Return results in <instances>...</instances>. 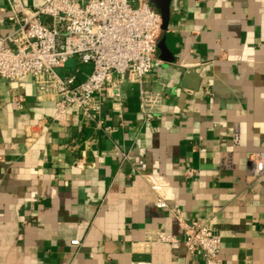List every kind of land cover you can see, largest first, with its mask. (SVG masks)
Returning <instances> with one entry per match:
<instances>
[{"label": "crops", "instance_id": "obj_1", "mask_svg": "<svg viewBox=\"0 0 264 264\" xmlns=\"http://www.w3.org/2000/svg\"><path fill=\"white\" fill-rule=\"evenodd\" d=\"M149 2L162 18L160 67L141 86L123 76L119 108L104 92L100 114L72 110L60 125L32 76L0 79V264H205L160 196L185 221L213 223L222 264H264V174L250 163L264 152V0ZM15 26L0 0V37ZM141 89L162 97L151 122Z\"/></svg>", "mask_w": 264, "mask_h": 264}, {"label": "built area", "instance_id": "obj_2", "mask_svg": "<svg viewBox=\"0 0 264 264\" xmlns=\"http://www.w3.org/2000/svg\"><path fill=\"white\" fill-rule=\"evenodd\" d=\"M16 22L15 28L0 37V79L17 82L26 76L34 78L40 100L55 105L53 122L64 125L72 110L84 117L101 113V96L106 92L119 108L122 105L120 84L126 76L142 85L160 67L157 44L162 31V18L149 0H42L27 9L21 0H7ZM75 59L73 73L62 76L59 70ZM81 66L91 71L83 80ZM162 97L140 91V109L146 122H151L160 109ZM98 130L110 131L102 122ZM122 160H128L122 154ZM253 176L264 174V152L250 156ZM143 174L144 161L131 163ZM192 175L191 170H187ZM168 211L183 231V244L189 256L201 255L205 264H222V234L210 220L185 221L182 212L170 208L162 196L156 202ZM159 243L176 242V238L155 233ZM78 246L79 242H72Z\"/></svg>", "mask_w": 264, "mask_h": 264}, {"label": "rangeland", "instance_id": "obj_3", "mask_svg": "<svg viewBox=\"0 0 264 264\" xmlns=\"http://www.w3.org/2000/svg\"><path fill=\"white\" fill-rule=\"evenodd\" d=\"M89 72H90V71H89ZM89 72H88V73H89Z\"/></svg>", "mask_w": 264, "mask_h": 264}]
</instances>
